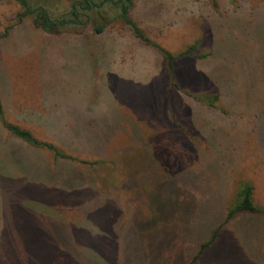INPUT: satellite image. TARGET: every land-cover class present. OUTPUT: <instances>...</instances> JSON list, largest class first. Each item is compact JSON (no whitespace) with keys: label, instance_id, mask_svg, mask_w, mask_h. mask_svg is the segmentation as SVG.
<instances>
[{"label":"rangeland","instance_id":"obj_1","mask_svg":"<svg viewBox=\"0 0 264 264\" xmlns=\"http://www.w3.org/2000/svg\"><path fill=\"white\" fill-rule=\"evenodd\" d=\"M92 1L0 0V264H264V0Z\"/></svg>","mask_w":264,"mask_h":264},{"label":"trees","instance_id":"obj_2","mask_svg":"<svg viewBox=\"0 0 264 264\" xmlns=\"http://www.w3.org/2000/svg\"><path fill=\"white\" fill-rule=\"evenodd\" d=\"M18 1L25 9L26 12L25 13H30L33 12L34 10L37 11V13L40 15L41 20H42V28L45 29L46 31L49 32H54L56 31V29L61 26L63 23H67V22H71L73 24L78 23V14H77V9L78 8H82V9H90L92 7H97L99 8L100 5H96L92 0H81L79 2H73L72 3V15L73 18L70 20H59V21H54L48 18L46 12L41 9V8H35L33 10H29V6H28V2L27 0H16ZM133 0H116L115 3L119 5V14H118V18L125 24L127 25L132 32L134 33V35L136 37H138L141 40L147 41L144 36L143 33L141 32V30L137 27V25L132 21V19L130 18V14H129V10L130 7L132 5ZM93 30L97 33H101L103 31V26H93ZM5 35V34H3ZM193 47L189 48L188 50H186L183 53L179 54V57L184 56L187 53L192 52ZM162 53L165 57V63L166 66L170 72V74H172V70H173V62L175 61V59L177 57L173 56L172 54H170L169 52L162 50ZM0 121L2 122V125L14 136L25 140L26 142H28L31 145L34 146H45L49 149L55 150L53 145L47 144V143H43L39 140H37L36 138H34V136L32 135V133L26 129H22L17 125L14 124H10L8 122L5 121V118L3 116V109L2 106L0 104ZM55 153L57 154V152L55 151ZM242 211H249V212H259L261 211L260 208L258 206L255 205L254 201H253V186L249 183H244L241 184L239 186V189L237 190V192L235 193V198L233 199L230 208L228 209L227 212V216L226 219H230L231 217H233L236 213L238 212H242ZM217 229L213 232V237H215V235L217 234ZM212 237V239H213ZM211 240L204 242L201 245V248L198 252V254L195 256V258L193 259L191 264H194L195 261L201 256V254L204 252V250L210 245Z\"/></svg>","mask_w":264,"mask_h":264}]
</instances>
